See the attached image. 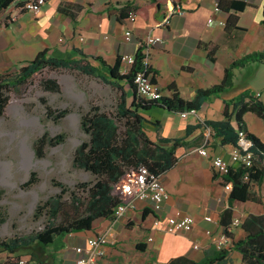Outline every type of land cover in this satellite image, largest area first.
Wrapping results in <instances>:
<instances>
[{
  "label": "crops",
  "instance_id": "0c3cea01",
  "mask_svg": "<svg viewBox=\"0 0 264 264\" xmlns=\"http://www.w3.org/2000/svg\"><path fill=\"white\" fill-rule=\"evenodd\" d=\"M29 1L33 0H22ZM127 1L148 7L149 19L135 16V21L120 20V4ZM153 1L71 0L69 11L75 14V19L62 12L64 7L57 0L48 1L38 15L25 11L22 17L32 15L38 30L27 35L22 33L25 25L20 22L25 20L23 18L0 30V70L32 61L46 49L52 56L56 52L58 55L69 54L71 58L79 57L78 52L83 51L114 65L119 56H135L139 42L155 35L164 39L152 48L150 57V66L157 73L154 76L157 87L166 97L171 98L177 91L185 101L193 102L199 90L221 84L226 69L234 61L251 53L264 52V0H180L183 15L175 16L167 26L165 19L170 8L152 5ZM220 2L225 10L218 8ZM234 2H244L247 6L239 11L231 6ZM230 19H237V27L228 30ZM9 28L12 32L10 40L4 34ZM128 30L133 36L131 41L125 37ZM14 32L22 34L23 45L39 44L36 50L29 49L30 58L11 54ZM63 38L67 47L61 43ZM245 92H251L264 102V64L250 63L236 69L233 88L208 98L196 114L183 117L178 112L161 108L143 113L152 141L158 142L160 137L184 139L185 145L176 151L177 164L162 176L169 193L163 210L158 213L151 203L137 202L135 208L129 209L116 224L115 234L109 236L105 255L98 264H169L178 258L202 262L216 251L213 236L224 231L222 213L231 205V190L226 189L227 183L215 168L214 159L223 158L233 167H238L239 163L232 161V153L237 147L222 144L205 122L224 120L226 104H230L232 110V101ZM152 111L156 113L149 115ZM253 114L247 113L244 120L249 132L260 137L249 123ZM262 121L259 126L264 134ZM204 145L208 156L196 151ZM252 192L255 201L232 202V219L239 218L244 222L251 214H264V180L254 184ZM177 212L195 218L196 225L190 232L171 234L166 231L168 216ZM207 216L212 217L214 223L207 222ZM157 220L159 225H156ZM112 223V220L98 219L91 231L67 236L54 246H37L42 250L40 253L35 252L36 248L29 249L21 257L27 264H76L75 248L105 234ZM207 230L214 235L209 236ZM246 236L242 225L233 232L234 241ZM228 264H242V255L233 251L229 254Z\"/></svg>",
  "mask_w": 264,
  "mask_h": 264
},
{
  "label": "trees",
  "instance_id": "16d2710c",
  "mask_svg": "<svg viewBox=\"0 0 264 264\" xmlns=\"http://www.w3.org/2000/svg\"><path fill=\"white\" fill-rule=\"evenodd\" d=\"M14 1L0 0V14L9 9ZM179 3L180 0H154L152 5L159 4L175 8ZM120 6V20L130 19L131 14L144 20L149 19L148 7L138 6L135 1H127ZM231 6L242 11L247 4L234 2L231 3ZM218 8L225 10L222 2ZM62 12L68 14L72 19L76 18L75 14L66 7L62 9ZM236 27L237 19H230L227 29ZM78 53L79 57L76 58H57L50 55V50L46 49L32 61L27 62V65L18 69L16 73L12 75L0 73V116L3 115L8 105L7 92L11 88L25 85L37 73L46 68L68 69L101 77L120 89L121 97L118 110L120 119L125 121V129H121L115 117L101 112L97 107L92 108L83 117L82 127L88 134L89 140L77 148L74 163L78 169L90 172L97 177V183L91 188L85 213L62 225H56L55 222L50 221L45 229L33 235L0 241V253L8 256V259L0 264H18L22 258L21 255H18L21 251L35 249L37 246H54L67 236L91 231L98 219L113 220L115 209L123 202L119 196L114 194L115 186L128 170L146 166L152 173L163 176L177 164L176 151L185 145V140L160 137L158 142L152 141L146 127L148 121L143 113L155 108L178 112L181 115L193 110L198 111L208 98L224 94L233 88L236 69L250 63L264 64V52L251 53L234 61L226 69L223 82L205 90H199L197 98L193 102L185 101L177 91H174L171 98L163 96L161 99L147 100L139 95L135 83L138 72L145 68L144 56L140 49L135 55V63L126 74L122 73V56L118 57L114 65H110L101 57H94L83 51ZM210 55L214 58L213 52H210ZM93 61L98 62L99 65H95ZM148 69L154 76L157 74L151 66ZM152 82L157 86L155 77ZM46 83L49 89H58L55 81L48 80ZM231 104L232 110H230V104H226L224 120L206 121L205 124L212 128L215 137L220 138L224 145L239 147V133L243 132L245 147L254 154L255 159L250 169H246L242 165L230 166L229 172L223 175L225 182L232 184L229 194L231 205L222 213L221 224L225 232H228L233 222L232 202L255 201L252 187L264 180V142L249 132L244 120L247 113H254L264 120V102L251 92H245ZM58 140L62 141V137H59ZM247 175L248 179L246 180ZM54 205L53 214L55 215L59 204L54 202ZM242 228L247 232L245 239L233 240L230 247L223 251L216 250L202 262L178 258L169 264H228L229 254L233 251L242 255V264H264V214L249 215L243 222ZM231 236L233 237V234Z\"/></svg>",
  "mask_w": 264,
  "mask_h": 264
},
{
  "label": "rangeland",
  "instance_id": "374dc122",
  "mask_svg": "<svg viewBox=\"0 0 264 264\" xmlns=\"http://www.w3.org/2000/svg\"><path fill=\"white\" fill-rule=\"evenodd\" d=\"M57 1L67 9L72 4L71 0ZM21 2L22 0H15L9 9L0 14V30L15 22L10 19L12 13L16 14L17 20L25 19L20 22L25 25L22 33L27 35L38 30L32 15L22 17L25 11L18 10ZM4 32L10 40L11 28ZM21 35L14 34L11 54L30 58L29 49L34 51L39 44L23 45ZM64 42L63 38L61 43ZM63 45L67 47V44ZM62 55L54 53V56ZM70 56L67 54L63 58H71ZM93 63L99 65L98 62ZM25 65L27 63L23 62L11 69L0 70V73L12 75ZM48 80L55 81L58 89H49L46 83ZM65 80L76 84L77 95L70 93ZM7 96L8 105L0 116V161L13 164L16 184L4 185L0 179V241L33 235L45 229L50 221L62 225L85 213L91 188L97 183V177L78 169L74 161L77 148L89 140L82 127V119L92 108L97 107L101 112L115 117L121 129H125V121L120 119L118 110L120 89L98 76L68 69L46 68L25 85L11 88ZM17 105L24 107L21 114L17 113ZM153 113L156 111L148 114ZM74 114L80 116L79 124L75 123ZM23 117H37L40 125H24ZM259 121L262 120L253 114L249 123L264 142ZM27 135L30 137L28 142L32 143L36 152V159L40 161L28 179L25 177L21 155V147L27 140ZM59 137H62V141L58 140ZM34 190L39 192L40 199L33 208L31 202ZM114 194L118 196L119 193L115 190ZM54 202L59 204L55 215ZM36 250V253L42 251L41 248ZM26 252L27 250L21 251L18 255ZM7 259L8 256L0 253V262Z\"/></svg>",
  "mask_w": 264,
  "mask_h": 264
},
{
  "label": "built area",
  "instance_id": "2783aa9c",
  "mask_svg": "<svg viewBox=\"0 0 264 264\" xmlns=\"http://www.w3.org/2000/svg\"><path fill=\"white\" fill-rule=\"evenodd\" d=\"M48 1L50 0L21 2L20 5H18V10L30 11L35 15H38ZM178 15H183V10L180 4H178L175 8L169 9L165 19V25H169L172 19ZM10 19L13 22L16 21V14H10ZM135 19L136 17L131 14L130 20L135 21ZM209 22H212V19ZM125 37L127 41H131L133 37L131 31L128 30ZM163 41L164 39L161 36L149 35L145 38V40L139 42L138 49L142 51L144 56L143 63L145 68L138 72L135 83L138 88L139 95L147 100H157L164 96L161 90L153 84L152 80L154 75L152 71L148 69L150 66L152 48ZM122 61V73L126 74L135 63V56L124 55L122 56ZM196 113L197 111L193 110L190 113L182 114V116L187 117L190 114ZM239 136L240 146L234 149L232 153V161L234 163H239V165H242L246 169H250L253 166L255 157L254 154L247 147H245L246 142L244 139V133L240 132ZM196 151L202 156H208V149L206 145ZM214 166L224 175L229 172L231 165L223 158L216 157L214 159ZM245 179H248V175ZM226 189L232 190V184L227 183ZM115 190L118 191V196L123 202L115 209L114 218L112 220L113 223L105 234L89 239L85 246L75 248V252L78 255L76 264H98L99 260L105 255V248L109 243V236H113L115 234L116 224L121 221L129 209L135 208L137 202L142 201L151 203L154 211L159 213L163 210L169 197L167 187L163 182V177L152 173L146 166H140L138 168L128 170L122 180L115 186ZM205 220L209 223H214L213 218L210 216H207ZM159 224L160 221L157 220L156 225ZM242 224L243 222L239 218H236L233 219L228 232L223 231L217 237L213 236L214 234L211 230H207L206 233L209 236H213L216 250L223 251L231 246L233 241L231 234H233L234 230ZM195 225L196 221L194 217L177 212L168 216L166 231L171 234L186 233L190 232ZM195 248L200 249V246L195 245ZM18 264H27V260L21 258Z\"/></svg>",
  "mask_w": 264,
  "mask_h": 264
},
{
  "label": "bare ground",
  "instance_id": "6f19581e",
  "mask_svg": "<svg viewBox=\"0 0 264 264\" xmlns=\"http://www.w3.org/2000/svg\"><path fill=\"white\" fill-rule=\"evenodd\" d=\"M66 81V80H65ZM68 85V90L70 93L77 95L76 92V84L69 83L66 81ZM17 113L24 111V107L22 105L16 106ZM73 118L76 124L80 122V116L78 114H74ZM24 125H40L39 119L37 117H23ZM78 128V127H77ZM1 132V131H0ZM30 139L29 135H27V140L24 141L21 147V155H22V164L25 166V174L26 179L31 176L33 169L37 168L40 164V161L36 159V152L32 146V143L28 142ZM13 164L8 161H0V179L4 185L13 186L15 185L14 177L15 174L12 171ZM33 199L31 202V206L34 208L40 199V194L37 190L32 191Z\"/></svg>",
  "mask_w": 264,
  "mask_h": 264
}]
</instances>
